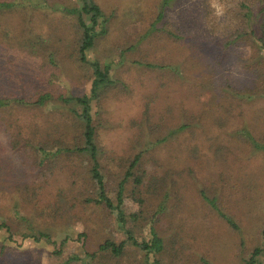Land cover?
Returning a JSON list of instances; mask_svg holds the SVG:
<instances>
[{
	"label": "rangeland",
	"instance_id": "rangeland-1",
	"mask_svg": "<svg viewBox=\"0 0 264 264\" xmlns=\"http://www.w3.org/2000/svg\"><path fill=\"white\" fill-rule=\"evenodd\" d=\"M43 1L0 11V220L69 240L61 255L47 241L7 249L6 264H60L127 236L109 209L82 204L96 189L87 160L70 150L82 144L83 125L60 95L89 94L93 78L77 58L81 28L70 8L80 1ZM94 1L106 20L87 58L109 64L114 80L91 101L105 188L115 200L142 149L125 183V228L139 242L162 239L159 252L131 259L243 264L263 243L264 150L244 133L264 143V54L242 23L240 0H174L158 21L160 0ZM180 124L166 141L144 144ZM213 197L236 230L205 199Z\"/></svg>",
	"mask_w": 264,
	"mask_h": 264
},
{
	"label": "trees",
	"instance_id": "trees-1",
	"mask_svg": "<svg viewBox=\"0 0 264 264\" xmlns=\"http://www.w3.org/2000/svg\"><path fill=\"white\" fill-rule=\"evenodd\" d=\"M23 0H0V11L9 10L15 8V6H23L21 3ZM47 0H44L45 2ZM61 2V0H59ZM80 6L73 7L70 9H74L77 13L78 26L81 28L80 39L77 49V58L81 63L90 64L93 69V78L91 80L90 92L89 94H84L82 96H75L68 94L60 95V100L65 104L69 105L72 112L80 119L83 125L82 137L83 141L80 146H74L70 150L84 157L88 162V169L86 168V175H89V179L86 180L93 184L96 189V196H88L87 198L82 200V204L92 205L93 203L98 206H103L109 209L115 216V220L120 225V228L124 230L127 234L126 239L121 240L119 242H115L109 238H105L102 242L100 241L97 244L96 250L92 252H83V256L75 253L69 254V257L64 260V262L60 264H135L137 262L136 259L132 260V255H135L138 251L142 254L148 255L150 252H159L162 250V239L153 234L152 241H137L133 236L132 231L130 229L125 228V224L127 222V215L122 209L121 205L123 202V193L125 189V183L129 176H133L132 169L136 167L140 158L142 156L143 150L134 154V156L129 160L128 165H126L125 170L123 172V177L118 182L116 186L117 191L115 195V200H113L107 193L105 188V180L102 169L104 167L101 156L102 149L98 147L96 138V131L94 120L91 115V101L97 99L99 96L98 89L100 85L104 84L105 86H109L110 84H114V80L112 75L110 74V65L105 64L101 65L99 61L92 60L89 61L87 58L88 51L93 47L95 39L98 35L95 32V27L99 25L100 21H105L106 18L103 15V11L100 6L94 0H79ZM174 0H160L158 4V13L156 17V21L161 20L163 14L168 6H170L171 2ZM255 1V0H254ZM260 2L259 8L253 7L251 5L254 4L253 0H240V6L243 11L241 15L242 23L246 27H248L247 33L251 35L250 37H254L257 45L258 51L264 54V0H258ZM41 3V2H40ZM59 9L62 11L64 8L63 4H58ZM84 15L87 16L90 24L86 23L84 19ZM154 25V23H153ZM257 31V35L255 37V33ZM53 59V56H50V60ZM54 77V75H53ZM51 77V78H53ZM61 88L58 89V92ZM46 97L44 96L41 99H38L37 102H43ZM185 127L184 124H180L178 126H167L166 129L162 132L163 134L160 138H156L152 143L146 142L147 146L151 144H157L166 141L169 136L174 135L176 132H179ZM160 134V133H159ZM248 140L251 142L252 146L255 149L264 150V143L252 138L249 133H244ZM142 138V137H141ZM147 146L144 151L147 150ZM153 146V148H154ZM151 148V147H150ZM84 178V176H83ZM134 182H136V186L140 183V179L138 177L134 178ZM208 201L209 205L216 212V214L221 217L233 230L238 228L236 222L233 217L225 213L222 209L218 207L216 204V198L212 199L205 198ZM140 202H142V198H138ZM19 206H15L13 208V212L15 214L20 213V209L17 208ZM159 217L162 216L161 206L155 211V215ZM133 217H135L133 215ZM78 239L85 236L84 233L76 234ZM262 245L255 246L248 257L244 258L243 264H264V261L261 259L264 257V228L262 229ZM69 237L65 236L61 240H53L51 235L42 231H30L29 228L23 226L21 223L13 224L12 226L2 219L0 220V264H6L8 260L5 259V253L7 249L13 248L19 249L21 247H26L28 243L47 241L56 245L53 249V253L61 255L63 253V248L68 242ZM27 244H24V242ZM129 241V243H127ZM155 241V242H154ZM157 243L160 246L156 245ZM127 244H130V247L127 248ZM136 252V253H135ZM14 257V254H11ZM103 255V257H102ZM102 257V258H101ZM130 262V263H129ZM201 264H213L210 260L205 257L200 258ZM154 264H161L159 260L154 261Z\"/></svg>",
	"mask_w": 264,
	"mask_h": 264
}]
</instances>
